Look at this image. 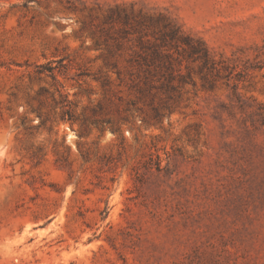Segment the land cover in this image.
<instances>
[{"label": "rangeland", "instance_id": "374dc122", "mask_svg": "<svg viewBox=\"0 0 264 264\" xmlns=\"http://www.w3.org/2000/svg\"><path fill=\"white\" fill-rule=\"evenodd\" d=\"M0 264H264V0H0Z\"/></svg>", "mask_w": 264, "mask_h": 264}, {"label": "trees", "instance_id": "16d2710c", "mask_svg": "<svg viewBox=\"0 0 264 264\" xmlns=\"http://www.w3.org/2000/svg\"><path fill=\"white\" fill-rule=\"evenodd\" d=\"M196 53H198V52H196ZM204 58H205L206 60L209 59V54H208L207 51H204ZM204 58H203V59H204Z\"/></svg>", "mask_w": 264, "mask_h": 264}]
</instances>
